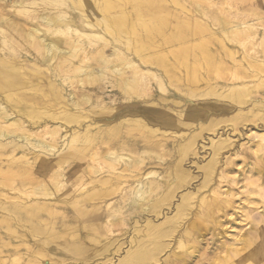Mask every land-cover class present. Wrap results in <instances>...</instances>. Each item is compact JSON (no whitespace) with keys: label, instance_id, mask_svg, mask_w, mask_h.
Returning a JSON list of instances; mask_svg holds the SVG:
<instances>
[{"label":"bare ground","instance_id":"1","mask_svg":"<svg viewBox=\"0 0 264 264\" xmlns=\"http://www.w3.org/2000/svg\"><path fill=\"white\" fill-rule=\"evenodd\" d=\"M78 1L80 3H86L88 1L91 3L94 2L95 4H93V7L96 11H99V13L102 9H117V14L111 16L108 23L103 21V28L101 27V29H104L103 32L107 31L118 35L119 32L122 31L120 28L121 25H123V22L121 23V19H123V17L127 16V18H130V25L129 28L127 27V30L129 29L132 32L135 30V25L138 29H146V25L142 22V17L154 16L156 12L161 10H157L156 6L150 7L147 5V3L152 4V2L157 0H102V2H99V0ZM165 1L166 0L161 2ZM201 1L202 0H189L191 9H183L185 6L182 4V10L188 13H202L211 19L216 18L214 15L223 10V8L218 5L217 6L219 8L217 7L216 9L211 10L210 8L202 5ZM208 1L210 2V0ZM174 2L177 1L174 0ZM127 4H130V9H127ZM83 6L80 8L81 15L92 20L90 22H86V24L89 26L95 25V22L98 24L99 18L85 10V7L83 8ZM169 10L168 6L162 5V12H165V17L175 15V13L170 12ZM38 19L43 26L47 27V29L42 27L41 24L35 23L30 25V27L25 30L14 23L11 17L0 14V30H3L7 25L14 28L13 31H15L16 34L21 35V38L26 39L31 43L30 45L33 46L35 52L37 53L33 54L34 58L40 63L45 64L47 66V70H60V67H62L61 70H63V72L65 70L68 72H77L76 74L80 83L83 81V77L90 79L94 75H103L108 71L110 77L112 78L110 86L121 91H125L131 86L134 87L132 85L133 80L129 78L130 76H128L127 73L125 74V69H130L132 73H138L142 70V74L146 72L148 74L150 73L151 75L154 74V76H158L155 73H151L149 69H141L140 64L131 59L130 54L125 51L121 52L113 48L111 56H108L106 53V55L103 54L100 46H96L90 51L87 50L85 42H81V40L79 41V37L84 38L83 40L89 43L103 37L96 31L86 33L79 32L78 26H76L71 19H58L51 13L38 15ZM215 21V23L219 26L220 32L225 34L229 40H239L240 37L247 34L256 26L247 24L246 21H238L229 22L231 25L227 27L225 25L226 23L221 18L215 19ZM163 23L166 26V20ZM62 26H66L67 31H65L67 33L74 35V37L77 36L79 39L76 40L71 36L69 39L66 37L65 40L59 38L57 35L61 31ZM20 31H22V33H20ZM180 31L179 33L171 32L166 34V36H164V41L169 43L173 40L179 39L181 33ZM0 41L3 44L5 42L2 40ZM104 42L108 44L107 40ZM217 42L221 45L222 50L228 52V49H224V44L220 39H218ZM257 45L261 47L260 55L264 61V32L257 38ZM1 48L3 49V46H1ZM178 52L181 54L179 57L180 60L186 56V49H179ZM164 53V50L158 52L156 54L158 56L155 58V62L162 74L166 76V78L168 77L170 82H173L171 73L174 67L172 64L170 65L166 62V54ZM228 53L230 54V51ZM173 54L175 53L173 52ZM14 55L16 56L17 54L14 53ZM15 56H13V59H9V56L7 57V55L0 53V148L7 150L9 158H6V162L1 161L0 159V162H2V165L0 166V173L4 174L9 170H14L17 173L18 170H25L28 176L27 179H29L32 184L37 183L35 186L36 189L34 188L33 193L38 199L35 197L28 199L23 195H16L15 197L10 196L0 188V236H5L7 238V241L2 238L1 244L3 245V248L4 245L6 246L11 244V239H16L18 245H25V255L29 256L28 258H30V260L28 259V261L31 264L36 262L39 264H154L155 262H160V264H172V261H176L177 264L190 263V261L187 260L188 256H186L185 253L175 251V248L178 247L181 249L183 244L181 242V238L185 234L191 235L190 232L186 231L187 227L190 229L191 227H196V224L192 220L188 222V224H182L181 230L177 231L176 229L179 223L182 222L179 221L178 216L187 210L188 202L194 197L196 192L189 189L182 193L179 196V202L172 206V208L174 207V211H172L173 214L168 216L167 213L164 214L163 210H161L162 203L164 201L167 202V200H170L173 197L174 190L179 187L181 181L188 177L189 172L183 169L179 162L172 168V173L167 171L159 172L155 168L150 169L149 166H146V164H144L145 160L147 158H153L155 162L152 164L154 165H159L161 164V161H163L162 155L158 153V150L159 148L162 149L164 146L162 142H159L156 139L161 133L165 132V130H162V126H182L183 128H187L192 122H195L196 117L203 116L207 109L209 110L214 108L225 113L235 112L234 119L237 123H240L242 120H252L255 115L252 111H250L251 108L247 111H245L246 109L241 110L236 108L237 106L245 103V96H248L251 88L241 84L218 85L207 81L205 89H200L199 93L202 94L199 96L210 97V95H215L217 97L227 98L232 102H229L228 104H224L223 102H196L187 107L190 108V110L181 112V109H175V111H172L168 115L154 114L153 112L155 110L145 107L146 105H140L139 108H136L135 103L137 102L130 104L122 103L119 106L116 104V106L103 107L98 110H75L74 112H70L63 104H60V99L66 98L65 101L71 102L74 106L79 105V100H76L73 91H69L66 93V96H64V88H60L57 90L55 95L53 94V97L49 99L48 102H44L45 110L48 109L47 107H54L57 103V108L60 110L57 112L59 116H57L56 113H50L49 115L50 117L52 116V119L58 121H54L50 126L44 125V127L46 126V131L42 134V132L38 130V127L34 125L36 121H33L41 118V112H39L38 109H35L34 106H31L33 104L30 102L28 104V102H26L25 99L27 94L23 93L24 90L26 92L28 89V91H33V95L36 99H41L39 96L40 93L38 94V92H41L38 86V80L35 79V81H27V77L23 75L25 67L21 66L20 63L17 62L19 59L14 58ZM119 58L120 62L117 61ZM194 60V65L199 66V61H196L195 57ZM202 60L205 64H209L212 58L210 55L203 54ZM65 62L68 63V67L66 66L64 69L63 65ZM95 63H100L102 66L99 65L100 67L97 66V68H94L93 64ZM249 63L251 64L250 67L256 72L249 73V75L245 73L248 77L252 75L256 76V74L258 75V73L264 72V67H262L263 64L261 61L251 60ZM29 66L35 68L36 64L32 63L29 64ZM246 75H244V77H247ZM190 76L189 80L199 78L197 72L194 71L190 74ZM239 77L240 76H238V78ZM70 78L71 76H64L63 80L66 81ZM45 79L47 80V86L52 89L53 87L55 88V84L49 80L47 75L45 76ZM158 79L159 77H157L158 86L162 89V80L158 81ZM175 80L177 83L172 85L176 90H174V94L177 97H180L181 95H192L194 94V91L197 92V89L188 88L186 90L184 87L182 88V84H179L177 79ZM255 82L256 84L251 91L258 92L257 87H264V77L259 78L258 81ZM9 90H12V92L16 91L17 93L9 95ZM124 95V99L126 100L136 99L139 97L137 94L132 96L126 92ZM30 96L31 95L28 94V97L32 98ZM88 99L89 96H85L84 99L80 98V100ZM174 101L176 103L181 102L178 99H175ZM263 104L264 97L262 99H259L258 97L253 105L258 107ZM160 111L167 112L168 110ZM196 112L200 114L198 115ZM171 114L187 116L191 123H183L180 120H175L173 117L174 115ZM258 115L260 117L259 119L264 121V111L259 112ZM24 116H26V119H24ZM221 117L225 119L228 118L229 115ZM219 119V117H210L204 128L206 130L215 129L217 123L220 122ZM242 124L245 128V132L242 130L241 134L245 133L249 135V131L252 133L251 129H253V127L256 129H264L263 124L261 123H255L253 125L252 123ZM156 125H159V127H156ZM249 125H251L250 128H248ZM234 128L238 129L239 127L236 125ZM61 129L66 130L64 134H61ZM43 136H48L50 139L48 140ZM252 136H254L253 138L258 139L256 146H260L264 151V133L254 132ZM58 137L60 140L62 138L61 143L63 147L61 151L64 152H61L62 154L59 153L60 148L57 146V143H59L57 141ZM198 138H203L201 128L195 130L194 132L192 131V133L187 136L186 141H182L183 144L179 145L181 159L186 156L187 152L194 149ZM219 138L220 136L217 140L213 138H210V140L208 139L210 143L209 147L211 148V157L203 165L205 175L201 181V187L207 186L211 180V173H213L212 165L215 161L214 157L219 155V153L226 147L229 148L235 144V141L227 137L222 139ZM98 142L109 143L106 148L100 151V153L96 151L91 153L89 152L90 157L93 158L98 167H96V165L89 160H84V162L81 157L71 151H69L70 153L66 155L67 151L65 149L67 148L80 150L85 153ZM247 144H249V141ZM238 149L239 148H237V150ZM18 150H20V152L15 153ZM228 157L231 156L228 155ZM65 160H69L72 165H78L79 168L80 166H83V169L77 168L75 170L74 167L69 171L64 172L62 171L63 167L61 164H63V161ZM101 165L107 166L109 172L100 178L102 175L99 173ZM86 172H89L88 174L95 175V178L88 182L93 186L90 190L84 193L73 194L71 190H68L60 198H53L55 194L52 192V189L45 186L52 185L56 188L58 185L78 180L76 185L83 188L85 184H82L81 181L83 176L85 177ZM170 175L171 177L169 178ZM154 176H156V178ZM189 177L191 179L190 175ZM242 179L244 180L243 182H245V185L240 191L245 192L247 195L246 197H249L250 194H252L253 197V194L257 193V190L251 186L260 187L258 188L259 190L261 188L264 189V183H259V180L257 182L256 179L248 178V176L245 178L243 177ZM79 180H81V183H79ZM226 181H229L228 178ZM25 186L26 184L24 183L16 185L19 193L25 194L26 197H31V192H28L30 189L27 190ZM249 187L252 189L254 188L255 191H249ZM13 188H15V186ZM91 189L95 190L91 191ZM198 189L199 188L197 187V191ZM215 189L213 191L211 190L212 194L216 193ZM157 194H160L158 199H153L152 196ZM221 194L223 195V193ZM206 198L207 197L202 196L200 200L201 203H203L202 207H207L208 211L210 209H214L215 207L217 208L218 204H220L221 201H224V199H222L219 202V199L217 200V198L213 197L209 200ZM244 199L248 202L250 201L249 198ZM23 200L26 202H23ZM227 202L229 204V199ZM248 207H251V205ZM251 210L253 211V209ZM57 215L59 216L57 217ZM160 215L162 220L156 219ZM153 217H155V219ZM253 217L257 218L255 216ZM256 221L258 222L262 220L257 219ZM244 222L246 223V221ZM257 222L254 224H257ZM132 223L134 224L132 225ZM254 224L251 223L247 229H244L241 233L234 237L228 246H226L224 251L226 253L225 256L218 258L217 264H264V258L260 261L256 256L258 254L257 251H261L264 246L262 244L257 245L261 239V233L257 227L258 225L256 226ZM13 226H15V229ZM128 227L134 230L133 233L138 235L133 236L131 234L132 231H127ZM103 230H106L105 235L102 233ZM115 231L120 234L110 237V235L114 234ZM174 232H176V235L175 237L173 236V243H171L172 241H170V237H172ZM126 233L128 234L125 235ZM200 239L199 235L191 237V240L193 241H199ZM173 244H175L174 248L172 247ZM168 249H171L172 251L169 252ZM3 251L4 250H2L1 253H3ZM22 252L23 251L19 253L16 249L15 252L13 251L10 253H13V259L14 257L19 259L24 254ZM1 253L0 262L3 264L5 263V259Z\"/></svg>","mask_w":264,"mask_h":264},{"label":"rangeland","instance_id":"2","mask_svg":"<svg viewBox=\"0 0 264 264\" xmlns=\"http://www.w3.org/2000/svg\"><path fill=\"white\" fill-rule=\"evenodd\" d=\"M161 1H164V0H161ZM161 1L159 0L154 1L152 2L153 5L151 3H147L148 6L150 7L156 6L157 10L158 9H161V10L156 12L154 16H151V17L147 16L144 18L142 17V20H143L142 22L143 24L146 25V29H141V28L138 29L136 28V25H135V30H133L132 32L129 29L127 30V27L129 28V25H130V18H127L126 16V17H123V19H121V23L123 22V25H121L120 29L122 31L120 32L121 33L123 32V33L121 34L119 32V35H118L115 33L113 34L112 32L111 33L107 31H106L107 33L105 31L103 32L104 29L103 30L101 29V27L103 26L102 24L103 21L105 23L106 22L108 23V21L110 20V17L114 16V14L115 15L117 14L116 13L117 9H102L101 12L99 13V11H96V9H94L93 7V4H95L94 2L91 3L90 1H88L86 3H80L78 0H0V14L2 15L4 14L5 16L11 17L12 21L16 23L18 26H20L22 29L24 28L26 30L30 27V25L35 24V23L41 24L39 22L38 15H41L44 13H49V14L51 13L58 19H64V20L71 19L73 20L75 25L78 26L79 32L86 33V32L96 31L103 38H98L89 43V42L84 41L83 40L84 38L82 37H79L80 38L79 39L77 36L74 37V35L67 33L66 26H62L61 31L57 35L59 38H62L65 40L66 37H68L69 39V37L71 36L76 40L79 39V41L81 40V42H85V45L87 46V50L89 51L94 49L96 46H100L103 54L106 53L108 56H111L113 48L121 52L125 51L126 53L130 54L131 59H133L135 62L140 64L141 69H149L151 73H155L156 75H158V76H154V74L151 75L150 73L148 74L146 72L142 74L143 73L142 70L140 71L141 73L140 72L132 73L130 69H125V74L127 73V75L130 76L129 78L133 80L132 85L134 86V87L131 86L125 91H121L116 88H112L110 86V81L112 82V78L110 77L108 71L107 73L103 75H94L90 79L87 77H86L87 79L83 77V81L81 82L82 83L81 84L78 81V76L76 74L77 72H68L66 70L63 72V70H61L62 67H60V70H55V69H51L52 71L47 70V66L45 64L40 63L38 60L34 58L33 54L34 53L37 54V53L35 52V49L33 48V46L30 45L31 43L27 41L26 39L21 38V35L16 34V32L13 31L14 28H12L9 25L5 26L3 30H0V40L5 41L4 44L1 43L0 41L1 43L0 45L3 46V49L0 46V53L7 55V57L9 56V59H13V56H15L14 53H16L17 55L14 58H18L19 60L17 62L20 63L21 66L25 67L24 72L23 71L22 72H23V75L27 77L26 78L28 79L27 81H30V80L35 81V79L38 80L37 81L38 86L41 91V92H38V94L40 93L39 96L41 99L39 100L36 99L35 96L33 95V91H30V90L28 91V89L26 90V92L24 90L23 93L27 94L26 99H25L26 102H28V104L30 102L31 104H33L31 106H34L35 109H38V111L41 112L40 115L42 119L40 118L41 120L37 119L33 121H36L34 125L38 127V130L41 131L42 134L46 131L45 130L46 126H50L52 125L54 121H58V120L52 119L51 118L52 116L50 117L49 115L50 113H56L57 116H59L57 112L60 110L57 108L58 107L57 103L55 104L54 107H47L48 109L45 110L44 102H48L49 99L53 97V94L55 95L57 93V90L60 88L61 89L64 88V91H63L64 96H66V93H68L69 91H73V93L75 94L76 100H79V105L74 106L71 102H66L65 101L66 98L60 99V104L61 105L63 104L66 107V109L69 110L70 112H74L75 110H84V111L98 110L103 107H110L114 105L116 106V104H118L117 106H119L122 103L130 104V103L137 102L135 103L136 108H139L140 105H146L145 107L155 110L153 113L157 115H168L172 111H175V109H181V112L185 110L187 111V110H190V108H187L188 106L193 105L196 102H201V101H204V103H209V102L222 103L223 102L224 104H228L229 102H232L228 100L227 98H221L215 95H210V97L209 96H199L202 94V93H199L200 89H205V85L207 84V81H210V83L212 84H218V85H228V84L240 85L241 84V85H246L247 87L251 88L248 93V96L247 95L245 96V103L237 106L236 108H239L241 110L246 109L245 111L251 108L250 111H252V113L255 115V117L252 120H246V121L242 120L240 121V123H237L235 122L236 120L234 119L235 112L225 113L223 111H219L214 108L209 109V110L207 109V111L204 113L203 116L196 117L195 122H192V123L190 122L187 116L171 114V115H174L173 117L175 120H178V121L180 120L183 123L184 122L191 123V125H189L187 128H183L182 126H179V127H172L168 125L162 126V130H165V132L161 133L156 139L157 141L162 142L164 146L162 149L159 148L158 150V153L162 155L163 161H161V164L159 165H154L152 163H154L155 160H153V158H149V159L147 158L144 163L146 164V166H149L150 169L155 168L159 172L167 171L169 173H172V168L174 167L176 163L179 162L182 168L189 172L191 179L188 175L186 179L180 182L179 187L176 190H174L173 197L170 200H167L168 203L166 201L162 203L161 210H163L164 214L167 213L168 216L173 214L172 211H174L173 209L174 207L172 208V206H174L175 204L179 202V196L182 193L186 192L189 189L193 192H196L194 194V197L188 202L187 210L184 211V213L182 212L183 214L181 213L178 216L179 221H182V222L179 223L176 230L177 231L181 230L182 224H188V222L192 220L196 224V227H191L190 229H188L187 227L186 231L190 232L191 235L185 234L181 238V242L183 243L181 249L177 247L175 248V251L177 252L179 251L180 253H185L186 256H188L187 260L190 261V263L188 264H217L218 258L225 256L226 253L224 251L226 249V246H228V244L234 239V237L237 236V234L241 233L244 229H247L251 223L252 224L256 223L257 219L262 220V221H258L257 224H254L256 226L258 225L257 227L261 233V239L259 240L257 245L262 244L264 246V230H263L264 228L263 226L264 225V189L261 188L259 190L258 188L260 187L251 186L257 190V193H254L253 197H252V194H250L249 197H246L247 195L245 194V192L240 191L243 189L242 187L245 185V182H243L244 180L242 179L243 177L245 178L248 176V178L256 179L257 182L259 180V183H262V184L264 183V161H263L264 151L261 149L260 146H256L258 139H255L253 138L254 136H252L254 132L264 133V129L262 128L256 129L255 127H253V129H251L252 133L251 131H249V135L245 133L241 134L242 130L244 131L245 129L242 123H246V124L252 123V125L255 123H261L263 124V127H264V121L259 119L260 117L258 115L259 112L264 111L263 110L264 104L258 107L253 105L255 100L258 97L259 99H262L264 97V87H259L260 89L257 87L258 92L251 91L254 85L256 84L255 81H258L259 78L264 77V72L258 73L260 77L257 74L256 76L255 75L254 76L252 75L249 77L247 76L249 75V73L256 72L250 67L251 64L249 62L251 60L261 61V63L264 65V61L262 60V56L260 55L261 47L257 45V38L259 37V35H261L264 32V18H263L264 0H210V2L208 0H202L201 4L210 8L211 10L216 9L218 6L223 8L221 12L214 15V17L216 18H212V19L202 13H198V12L195 13L191 11H190L191 13H188V12L183 11L181 7L182 4L185 6L183 7V9L184 8L191 9L189 0H176L177 2H174V0H166L165 2H161ZM99 2H102V0H99ZM162 5L168 6V8L170 9L169 11L175 13V15L173 16L170 15L169 17H165V12H162ZM81 6H83V8L85 7L84 9L89 11L92 15L97 16L99 18L98 21L100 23L98 22L97 24V22H95L94 23L95 25L93 26L87 25L86 22L88 21L90 22L92 20L90 18H86L81 15V11H80ZM126 7L127 9L131 8L130 4H127ZM219 18H221L226 23L225 25L227 27L231 25V23L229 24V22H238V21L239 22L246 21L247 24H251L254 26L256 25V26L255 28L250 30L247 34L240 37L239 40H229L225 34L220 32L219 26L215 23L216 22L215 19H219ZM164 19L166 20V26L163 23L165 21ZM41 26L45 27L42 24ZM45 28L47 29V27ZM178 30L179 31L181 30L179 39L173 40L172 42H169V43L164 41V36H166V34L171 33V32L179 33ZM20 33H22V31H20ZM218 39H220L223 42L224 47H225L224 49L225 50L228 49L227 51L228 52L230 51V54L232 53L231 55L228 52H225L224 50L221 49V45L217 42ZM105 40L108 41L107 42L108 44L104 42ZM179 49L181 50L186 49V53H185L186 56L181 60L179 58L181 55L178 52ZM161 50H164L165 52L164 54H166L165 55L166 62L169 63L170 65L172 64V66L174 67L171 73L172 74L171 76L173 77V82H170L168 80V77L166 78V76L162 74L161 70L158 69L157 67V63L155 62L156 61L155 58L158 56L156 54L160 52ZM173 52L175 54H173ZM203 54L210 55V57L212 58L209 64H205V62H203L202 60ZM194 57L196 58V61L197 60L199 61L198 62V64H200L199 66L194 65V61H195ZM117 61L120 62V58ZM32 63L36 64L35 68L29 66V64H32ZM67 64L68 63L65 62L63 65V68L66 67ZM99 65L102 66L100 63H95L93 64V67L94 68H97V66L100 67ZM263 65L262 67H264ZM193 71L197 72V74L199 75L198 76L199 78L198 79L193 78L192 80H189L191 77L190 74ZM46 75L48 76L49 80H51L52 83L55 84V88L53 87L52 89L51 87L46 85V81H47L45 79ZM244 75H246L248 78L244 77ZM64 76H67V77L71 76V78L69 80L67 79L66 81H64L63 80ZM238 76L240 77L238 78ZM157 77H159L158 81L162 80L161 81L162 89L158 86ZM175 79L179 81V84H182V88L184 87V89L186 90L188 88L197 89V92L194 91V94L192 95H183V96L179 95L180 97H177L174 94L175 88L172 85V84L177 83ZM125 92L132 96H135L137 94L139 95V97L136 99L126 100L124 99ZM8 93L9 95H12V93L15 94L17 92L16 91L12 92V90L11 91L9 90ZM28 94H30L31 95L30 97L32 98H29ZM85 96H89V99L80 100V98L84 99ZM252 96L253 97L255 96L256 98L255 97L253 98ZM175 99H178L181 102L176 103L174 101ZM160 110H168V111L163 112ZM197 114L199 115L200 113H197ZM225 115H229L228 118L230 119V121L228 118H225L227 119L225 120L224 118L221 117ZM212 116L219 117L220 122L217 123L215 129L206 130L204 128L206 125V122ZM24 119H26V116H24ZM44 125L46 126L44 127ZM236 125L239 127L238 129L234 128V126ZM156 127H159V125H156ZM250 127L251 125L248 126V128ZM199 128L202 129L203 138L202 139L198 138L196 146H195L196 148L194 147L193 150L187 152L186 156H184V158L181 159L180 158L181 155L179 152V145L183 144L182 141L184 142L186 141L187 136L191 134L192 131L194 132L195 130H198ZM65 131H66L65 129L64 130L61 129V134L62 133L64 134ZM219 136H220L219 139L227 137L235 141L236 145L234 144L232 147H229V148L226 147L227 149L225 148L224 150L220 152L221 154L219 153V155H216V157H214L215 161L212 165L213 173H211L212 175L211 180L207 186L201 187L202 185L201 181L203 180L204 175H205V170L203 169L204 168L203 165L211 157L210 155L211 148L209 147V144H210L209 140L210 138L217 140ZM43 137H46V139L48 140L50 139L48 138V136H43ZM57 141L59 142L57 143V146L60 148L59 153H61L62 152L61 149L63 147L61 143L62 138L60 140V138L58 137ZM248 141H249V144H247ZM242 142H244L245 144ZM107 144L109 143L98 142L96 145H93L85 153L80 150H72L71 148H67L65 149L67 151L66 155H68L70 153L69 151H71L73 153H76L79 157H81L83 161L89 160L93 162V164L96 165V167H98V165L95 163L93 158L90 157V153L93 151L100 153L102 149L108 146ZM237 148L239 149L237 150ZM19 152L20 150H18L15 153H19ZM7 154L8 153L6 149L0 148L1 161L6 162V160L9 159ZM228 155L231 156L232 159L231 157H228ZM1 165H2V162H0V166ZM61 165L63 167L62 171L64 172H67L74 167H75L74 168L75 170L77 168L83 169V166H80L79 168L78 165L70 164L69 160L63 161V164ZM100 167L101 168H100L99 173L102 174L100 176L101 178L105 174H108L109 170L107 166L105 165H101ZM88 173L89 172L85 173L86 175L85 177L83 176L82 181L79 180V183L82 182V184H85L83 188L81 186L79 187V185H76L78 183V180H73L70 183L67 182L63 185H58V187L56 188L55 186H52V185H45V186H48L52 189V192L55 194L53 198L55 197L60 198L68 190H71L73 194L84 193L90 190V188L93 186L92 184H89L88 182L95 178V175L88 174ZM223 174H226V175H223ZM239 175L241 176V178ZM154 177L156 178V176ZM170 177L171 175L169 176V178ZM27 178H28L27 173L23 169L18 170L17 173L14 170L13 171L9 170L4 174L0 173V188L5 193H8L10 196L15 197L16 195L17 196L23 195L25 198H28V199L34 198V197L36 198V196H34L33 191L37 183L32 184V182L29 181V179ZM227 178L229 181H226ZM21 183L26 184L25 187L27 188V190L30 189L28 190V192H31V197H26L25 194H21L18 192L16 185H19ZM14 186L15 188H13ZM197 187L199 188L198 191H197ZM251 187H249V191L251 190L255 191V189L254 188L252 189ZM214 189L216 193L212 194L211 190L213 191ZM94 190L95 189H91V191H94ZM221 193H223V195ZM159 196L160 194L153 195L152 198L156 200L158 199ZM202 196L207 197L206 198L207 200L213 197V198H217V200L219 199L218 200L219 202L222 199H224V201H221L220 202L221 205L218 204L217 208L215 207L214 209L212 210L210 209L208 211L207 207H202L203 203H201V200H200ZM244 198H249L250 201L248 202ZM28 199H25V200H28ZM228 199H229V204L231 203L230 206L227 202ZM23 202H26V201L23 200ZM224 202L227 204H225ZM250 205L251 207H248ZM251 209H253V211ZM258 211L259 212L261 211L260 213L262 216L260 215ZM58 216L59 215H57V217ZM253 216L257 218H254ZM153 218L155 219V217ZM156 219L162 220L161 215L158 216V218ZM244 221H246V223ZM46 222H49V221H46ZM133 224L134 223H132V225ZM13 227L15 229V226ZM129 230L132 231L131 234L133 236L138 235L136 233H133L134 230L130 229V227H128L127 231ZM176 232L172 234V237H170L171 238L170 241L173 240V236L175 237ZM102 233L105 235L106 230H103ZM119 234H120L119 232L115 231V233L110 235V237L116 236ZM127 234L128 233H126L125 235ZM197 235L200 236L201 241L191 240V237L193 236L195 237ZM108 237H109V234H108ZM2 238L5 241H7V238L5 236L3 237L0 236V253L2 250L4 251L7 250L6 252L3 251V253H1V255L3 254L2 256H4V259H5L4 260L5 263L3 264H7V263L9 264L10 263L11 264H31L28 261V259L30 260V258H28L29 256L25 255L26 254L25 245H22V244L18 245L16 239H11L12 245L11 244L6 245V246L4 245V248H3V245L1 244ZM171 243H173V241ZM172 247L174 248L175 244H173ZM16 249L18 250L19 253H21V251H23L22 253H24L19 259H16V257H14L13 259L12 258L13 253H10L13 251L15 252ZM171 249H168V251L170 252L173 250ZM257 253L258 254L256 256L258 257L260 261H262L264 258V247L261 249V251H257ZM173 263L177 264L176 261H172V264ZM0 264H2V262H0ZM34 264H39V263L36 262ZM107 264H111V263H107ZM154 264H160V262H157V263L155 262Z\"/></svg>","mask_w":264,"mask_h":264}]
</instances>
